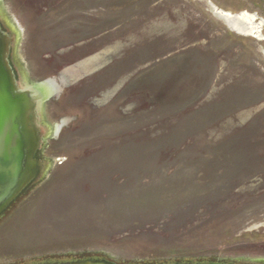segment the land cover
<instances>
[{"label":"rangeland","instance_id":"374dc122","mask_svg":"<svg viewBox=\"0 0 264 264\" xmlns=\"http://www.w3.org/2000/svg\"><path fill=\"white\" fill-rule=\"evenodd\" d=\"M54 81L46 173L0 216V264L264 263V0H0Z\"/></svg>","mask_w":264,"mask_h":264},{"label":"water","instance_id":"95a60500","mask_svg":"<svg viewBox=\"0 0 264 264\" xmlns=\"http://www.w3.org/2000/svg\"><path fill=\"white\" fill-rule=\"evenodd\" d=\"M0 20L9 32L8 35L0 31L1 213L28 188L27 186L34 178V175L30 173L29 161L36 149L35 146L40 147V142L37 140L33 146L28 121L33 115L32 109H35L41 117L44 102L50 95L57 92L58 86L54 81L30 84L24 74L17 81L15 80L8 55L10 51L15 52L19 37L14 28H9L8 22L1 15ZM46 170H42L39 178L46 173ZM257 264L264 263L258 262Z\"/></svg>","mask_w":264,"mask_h":264},{"label":"flooded vegetation","instance_id":"af4514ba","mask_svg":"<svg viewBox=\"0 0 264 264\" xmlns=\"http://www.w3.org/2000/svg\"><path fill=\"white\" fill-rule=\"evenodd\" d=\"M1 17L2 14L0 13ZM13 29V27L9 24V28ZM0 31L6 32L9 35L8 29L6 30L0 20ZM14 31L15 28H14ZM15 53V52H14ZM13 51L9 53L8 55V60L12 66V71L15 76V80L17 81L20 76L23 75V71L17 66V58ZM33 84V83H32ZM35 84V83H34ZM34 110V111H33ZM33 115L30 116L28 124L29 128L31 130L30 136L33 138V146L37 142H40V147L35 146V150L33 151L32 157L29 161L30 163V173L34 175L33 180L29 183L28 186L31 184L35 183L38 179L39 176L44 170V166L47 165L46 159H44V151L45 148L47 147V144L51 140L56 139V135L59 134L60 129L63 127V123H59V125L56 124H51L48 123L46 118H45V113H44V108L41 111V117L39 113L35 109H32ZM33 123H32V121ZM28 163V164H29ZM27 186V187H28ZM22 195V193L14 200L12 201L1 213L0 216H2L7 209ZM22 264H116L112 260H109L107 258H94V257H84V258H77V259H70V260H56L51 257H43L40 259H36V257H28L26 260L21 261ZM213 262H207L203 264H212ZM218 263V262H215ZM10 264H16V263H10ZM189 264V263H188ZM193 264V263H191ZM218 264H223V263H218ZM225 264V263H224ZM226 264H231V263H226Z\"/></svg>","mask_w":264,"mask_h":264},{"label":"bare ground","instance_id":"6f19581e","mask_svg":"<svg viewBox=\"0 0 264 264\" xmlns=\"http://www.w3.org/2000/svg\"><path fill=\"white\" fill-rule=\"evenodd\" d=\"M224 18L228 21L233 30L264 39L261 33V27L254 24V19L252 16H248L245 13L233 16L227 13L224 14Z\"/></svg>","mask_w":264,"mask_h":264}]
</instances>
